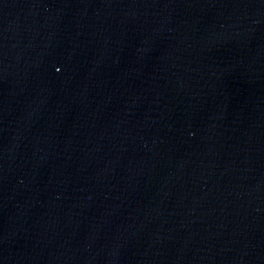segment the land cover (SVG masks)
I'll return each mask as SVG.
<instances>
[{"label":"water","instance_id":"obj_1","mask_svg":"<svg viewBox=\"0 0 264 264\" xmlns=\"http://www.w3.org/2000/svg\"><path fill=\"white\" fill-rule=\"evenodd\" d=\"M0 264H264V0H0Z\"/></svg>","mask_w":264,"mask_h":264}]
</instances>
